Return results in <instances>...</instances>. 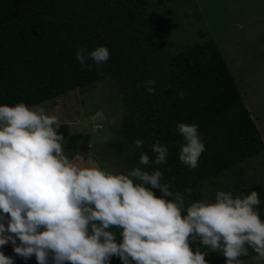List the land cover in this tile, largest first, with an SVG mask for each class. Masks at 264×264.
Listing matches in <instances>:
<instances>
[{"label":"trees","instance_id":"1","mask_svg":"<svg viewBox=\"0 0 264 264\" xmlns=\"http://www.w3.org/2000/svg\"><path fill=\"white\" fill-rule=\"evenodd\" d=\"M168 22L162 13L148 9V0H0V105H36L100 80H114L125 89L126 111L118 131L128 170L159 169L161 182L182 193L186 204L201 200L207 179L262 154L264 141L215 40L199 39L175 49L165 35ZM101 45L109 49V60L98 68L89 58L91 67L82 69L76 50ZM150 80L156 81L151 94L146 84ZM180 122L198 125L205 143L195 169L179 161L185 143L177 129ZM87 138L72 133L65 146L77 151L79 141ZM137 138L144 140L142 148L134 146ZM155 142L167 147L166 162L141 165V152L154 158L149 146ZM252 190L258 193L257 211L264 220V183L250 178L241 186L243 195ZM191 247L204 252L208 264H226L221 252L198 241ZM0 251L13 257L14 264H37L35 256L16 255L11 243ZM252 255L257 254L248 248V256L240 259ZM109 264L122 261L113 256Z\"/></svg>","mask_w":264,"mask_h":264},{"label":"clouds","instance_id":"2","mask_svg":"<svg viewBox=\"0 0 264 264\" xmlns=\"http://www.w3.org/2000/svg\"><path fill=\"white\" fill-rule=\"evenodd\" d=\"M75 55L82 69L91 67L89 58L98 68L110 58L103 45ZM146 84L153 93L156 81ZM61 125L40 105H0V247L11 243L16 255L35 256L37 264L50 258L52 264H109L113 256L122 264H208L191 247L198 241L221 252L226 264H242L248 248L264 260L257 191L234 197L217 190L214 200L186 204L161 182L159 169L113 172L74 162L65 154ZM177 129L185 141L179 161L195 169L206 151L198 125L180 122ZM134 146L142 148L144 140ZM149 149L154 158L141 152V165L166 162V146L155 142ZM112 228L120 230L119 241ZM0 264H14L13 257L0 251Z\"/></svg>","mask_w":264,"mask_h":264},{"label":"rangeland","instance_id":"3","mask_svg":"<svg viewBox=\"0 0 264 264\" xmlns=\"http://www.w3.org/2000/svg\"><path fill=\"white\" fill-rule=\"evenodd\" d=\"M148 9L168 18L165 35L175 49L199 39L215 40L264 141V0H148ZM124 94L118 82L100 80L36 105L58 117L65 154L74 162L126 172L118 131L126 111ZM76 132L87 134L78 146L84 142L88 151L66 148L68 136ZM250 178L264 183V152L207 179L203 199L214 200L217 190L240 195L242 184ZM112 230L119 236V229ZM241 261L264 264L257 255Z\"/></svg>","mask_w":264,"mask_h":264},{"label":"water","instance_id":"4","mask_svg":"<svg viewBox=\"0 0 264 264\" xmlns=\"http://www.w3.org/2000/svg\"><path fill=\"white\" fill-rule=\"evenodd\" d=\"M78 149L80 151H84V150L88 151L89 147L86 144H84V142H81V144L78 146Z\"/></svg>","mask_w":264,"mask_h":264}]
</instances>
